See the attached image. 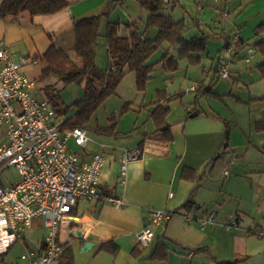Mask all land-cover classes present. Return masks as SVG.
Segmentation results:
<instances>
[{
    "label": "crops",
    "instance_id": "1",
    "mask_svg": "<svg viewBox=\"0 0 264 264\" xmlns=\"http://www.w3.org/2000/svg\"><path fill=\"white\" fill-rule=\"evenodd\" d=\"M67 1L70 4L69 7L54 15L33 17L28 14H22L18 17L0 18V45L10 50L12 55H14L13 57L17 58L15 61L20 62L22 58L28 59L29 64L24 70L31 78L38 79L43 68L46 67V63L41 60V56L49 50L52 44L51 38H53L56 48L62 50L64 53L66 50L74 53L75 21L103 13L109 15L113 3H121L120 0ZM179 1L180 0H176L175 4ZM224 1L228 0L206 3L202 9H199L195 3L189 2L193 3L197 11L201 14H205L206 12L212 14L214 11L220 10L219 7L221 5L219 4ZM1 2L2 0H0V4ZM171 2H173V0H170V3ZM247 4L250 5L246 6L244 9L240 8L242 10L240 15L238 11L234 12L239 15L234 20L236 33L231 37L234 40L241 39L244 42L252 41L255 38L256 30L264 25V0H249ZM185 11L188 13L187 8H185ZM183 16V19L178 21H184V23L188 25L186 16L184 14ZM199 21L200 20L197 19L196 22L199 24ZM125 24H135V22ZM146 32H144L145 37H148ZM184 37L188 41L192 38H199L192 37L188 39L185 34ZM204 37L206 36L204 35L201 38ZM258 38L264 39V33ZM232 46L235 45L233 44ZM106 48L108 51L107 46ZM166 51L171 53L170 45L167 47ZM258 55L261 57V60L258 62L260 63L263 57L258 53H256L252 61H247L250 57L249 47L244 46L237 50L233 60H236V58L245 60V62L250 65L257 59ZM68 56L71 58L70 55ZM171 57L178 61L176 67L178 70V57L172 54ZM33 59L39 60L40 64L35 65L30 63ZM223 59L224 57L220 53L218 61L214 63L215 69L217 68V70H219L220 64L224 62ZM190 63L202 64V55L199 63L193 61H190ZM161 66L162 65H160V67ZM172 68L174 69L175 67ZM261 80L264 81V79ZM34 94L36 97L40 94L38 88H36ZM165 94L167 96H165ZM168 96V91H165L159 95L156 100L154 99L149 104L142 105V107H145L148 111V118L145 121L146 124H149L151 120L153 121L151 112L156 107L153 105L155 102L160 100L161 105L170 107L167 123L172 133L171 140H165L154 135L156 131L154 121V126L148 125L150 128L149 130L144 129L147 125L137 127V122L134 130L120 131L118 121L114 120L113 124H116L114 132H106L104 130L113 124L106 127L98 126V139H90L89 137L87 145L91 142L96 146L91 148L92 151L89 150L86 151L84 155H78L84 161L90 162L95 154L103 153L106 162L99 176L100 190L103 195L123 198L125 205L116 207L100 199L92 201L83 200L87 202L89 206L82 217H79L78 202L77 207L73 210L72 216L79 219L80 223L63 226L61 241L65 244V248L56 264H62V256L68 247L72 248L75 243H79L80 247H84L85 243L88 241H91L94 245L90 250H83L84 252L94 251L96 258L105 253L110 257H114V259L116 258V260L121 253H127L130 256V260H127L128 264H176L171 258L173 254H179V264L183 263L182 255H187V259L191 261L190 264H215V261L207 259L205 256L194 254L193 250L199 246L207 247L215 259L220 262L264 264V178L260 180L263 187L252 201V206L244 204L242 195L237 191L239 189L235 191L225 189L229 181L232 180V182H235V179H239L240 176H242V171H244V169H237V171H235L236 178L235 176L232 177L231 173L226 170L228 171V175H225L226 171L224 175L228 180L221 190L208 188V184L204 182L207 174V166L210 167L209 160L213 158L214 154L217 155V161L222 158L221 146L226 140L225 133L220 132L219 137L215 136L211 141L205 140L202 142L201 147L196 148V151H190L189 135L184 134L182 137L183 140L180 137H176L168 121L172 112L171 106L167 104L166 101ZM171 100L172 99H170V101ZM186 110L191 117L195 113L197 114L195 117L200 115V112L191 106L186 107ZM67 118L68 117L62 118L63 120L60 121L61 116L58 115V121L61 123ZM262 120H264V117L255 121L252 129L254 128L257 134L264 137V132L256 131V123ZM185 123L187 126L188 120H186ZM86 127L88 129V125ZM63 128L67 127L63 126ZM192 130L194 131L190 135V138L194 139L197 137L199 131H196L194 128ZM211 131L218 135V130L211 129ZM205 132L204 130L201 134L203 135ZM252 137L253 136H250L249 138L250 144L245 150L246 155L250 152V148L254 146L259 148L264 156V142L261 144L254 140L255 143H253L251 140ZM136 150L140 152L139 158L128 164L127 175L123 177L122 155L126 151ZM229 156L230 154H227L226 157ZM259 160L260 161L257 162L248 161L247 165L243 164V168L245 166L248 168L251 166H262L254 170H259L257 172L259 176L264 177V158ZM233 167V164L228 165V169H232ZM251 181L256 182L254 178H252ZM233 185H236V183H233ZM204 193H209L211 199L204 201L202 198ZM222 196L224 203L226 202V198L231 197L237 199L238 203L236 206H229L226 209L223 208V206L213 209L209 208L212 202L218 201ZM191 200L192 207H201L200 213L202 215L214 212L216 215L215 224L202 228L197 221L192 223L187 222L182 215L190 209L186 208L185 205ZM151 208L167 210L171 213H176V215L167 223L165 228L161 225H152L155 234L154 240L150 247L143 248L138 244L136 236L146 226L151 225L149 219V210ZM229 221H236V227L230 230L225 228L224 225ZM36 227L45 228L43 226V221H36L32 229ZM86 229L93 231L95 236L93 238L82 235L79 236V232L85 233ZM43 240L38 250H42ZM111 241L118 246L115 251L101 250L104 244ZM159 243H163L169 247L168 258L166 260L149 259L154 247ZM135 249H137L136 255L133 253ZM198 257L203 258V260H197Z\"/></svg>",
    "mask_w": 264,
    "mask_h": 264
},
{
    "label": "rangeland",
    "instance_id": "2",
    "mask_svg": "<svg viewBox=\"0 0 264 264\" xmlns=\"http://www.w3.org/2000/svg\"><path fill=\"white\" fill-rule=\"evenodd\" d=\"M175 1L165 4L161 12L164 15L172 16L177 21L182 20L184 14L188 23L187 31L185 32V36L188 39L192 37L201 38L204 35L207 37L206 53L202 54L203 63H190L187 56H181L175 47H170L171 54L176 55L179 59L178 70L176 68L168 69L167 67L166 69L163 67L164 65L158 66L152 74V79L146 82L143 90H139L136 74L134 72L129 73L120 83L116 93L108 97L104 104L93 114L88 124L89 137L97 140L99 136L98 126L106 127L113 124L114 116L117 118L120 131L134 130L137 122V127L147 125L144 129L149 130L148 125L154 126V123L151 120L149 124H146L148 111L142 105L149 104L152 100H156L164 91H168L169 96L166 101L172 109L168 121L176 137L182 138L184 134L189 135L190 151H196V148L201 147L202 142L205 140L211 141L215 136L219 137L220 132H224L225 136L227 132L229 133L228 140H225L223 142L224 146H221L222 158L217 161V155L214 154L213 158L209 160L210 167L207 166V174L204 180L208 184L207 187L221 190L228 180L224 175L226 170L234 177L237 169H244L242 176L239 179H235V182L229 181L225 189L233 191L239 189L237 191L242 195L244 204L252 206V201L263 187L260 180L264 178L257 173L259 170L254 169L262 166H251L255 168L245 166L243 168V164L247 165L248 161L257 162L260 161L259 159L264 158L260 149L254 146L250 148V152L247 155L245 152L250 144V136H253L251 139L253 143H255L254 140L261 144L264 142V137L257 134L254 128L252 129L255 121L264 117V81L261 80L260 73L255 68L261 57L258 55L257 59L249 65L245 60H239L238 58L233 60L234 56L225 48L228 38L236 33L234 20L240 15L242 11L240 8L244 9L250 5L247 4L249 0L224 1L219 4L221 5L219 7L220 10L214 11L212 14L207 12L201 14L197 11L196 6L189 1L180 0L176 4ZM120 2V4L113 3V7L109 11V19L112 21L120 20L121 23L135 22L136 30L140 33L147 31L148 37L155 38L157 29L147 27L148 13L141 6L139 0H120ZM185 8H187L188 13ZM235 11H238L239 15L235 14ZM197 19L200 20L199 24L196 22ZM105 30L106 20L104 19L101 26V37L96 46V66L101 71L108 69L110 57L106 48ZM168 46L167 43L164 44L151 57L149 63L159 62ZM65 53L70 55L80 65V61L73 52L66 50ZM220 53L224 57L223 61L229 64V79H223L217 68H214V63L218 61ZM14 59L17 60L15 57ZM37 88L40 91V94L37 95L38 98H45L48 101L49 99H54L55 102L69 107L68 114L61 116L60 121L63 120L62 118L70 117L76 112L75 107H72V105L79 101L85 93L84 84L64 85L56 79L48 82H39ZM193 88L195 89L194 92L192 91ZM170 99L172 100L170 101ZM126 104H128L130 109L121 115V111ZM190 106L198 110L200 115L191 117L186 110V107ZM186 120H188L187 126ZM193 128L199 133L196 138L191 139L190 135L194 131L192 130ZM211 129L218 130V135L212 132ZM201 130L206 132L202 135ZM68 145L73 153L80 155H84L86 151H92L91 148L96 146L90 142L86 148H82L76 144L74 139H71ZM227 154H230V156L226 157ZM4 164H1V166ZM231 164L234 167L228 169V165ZM252 178L256 182L251 181ZM19 180L20 174L16 166H3L0 174V185L2 187H9ZM233 183H236V185H233ZM202 198L207 201L211 199V195L204 193ZM223 200L222 196L218 201L212 202L209 208L213 209L223 206L226 209L229 206H236L238 203L237 199L232 197L226 198L225 203ZM88 206L87 202L79 199V217H82ZM46 232L43 227H36L27 231L23 239H19L8 250V253L0 256V264H24L21 257L29 249L38 250ZM72 248L74 264H128L127 260H130V256L127 253H121L119 258L122 259L118 258L117 260L105 253L96 258L94 251L84 252L83 247H80L79 243H75ZM171 256L172 260L179 264V254ZM182 258V264L191 263L187 259V255H182ZM197 260H203V258L198 257Z\"/></svg>",
    "mask_w": 264,
    "mask_h": 264
},
{
    "label": "built area",
    "instance_id": "3",
    "mask_svg": "<svg viewBox=\"0 0 264 264\" xmlns=\"http://www.w3.org/2000/svg\"><path fill=\"white\" fill-rule=\"evenodd\" d=\"M188 1L202 9L206 3L219 0ZM169 2L164 0L166 4ZM228 51L232 56L237 53L235 46H230ZM249 54L247 61L250 62L256 49L249 47ZM30 63L39 65L40 61L33 59ZM28 64L27 58L15 61L10 50L0 45V174L5 165L16 166L20 174L15 184L6 188L0 185V256L23 239L36 221L42 220L47 230L42 250L29 249L21 260L24 264H56L65 248L61 241L63 226L80 223L72 216L79 199H100L116 207L124 206L125 201L103 195L100 190L99 176L106 162L103 153L95 154L87 162L70 150V139L86 147L88 129L63 128L50 101L35 96L37 81L24 70ZM218 71L223 79L230 78L227 62L221 63ZM139 155L137 150L122 155L123 177L127 175L128 164ZM174 215L176 213L151 208V225L137 234L138 244L150 247L155 236L152 225L165 228ZM182 216L187 222H199L202 228L215 224L216 217L214 213L202 215L196 207ZM224 227L235 228L236 221H229Z\"/></svg>",
    "mask_w": 264,
    "mask_h": 264
},
{
    "label": "trees",
    "instance_id": "4",
    "mask_svg": "<svg viewBox=\"0 0 264 264\" xmlns=\"http://www.w3.org/2000/svg\"><path fill=\"white\" fill-rule=\"evenodd\" d=\"M139 2L148 13V28L154 27L158 30L154 39L145 37L144 33L136 30L135 24L121 23L120 20L111 21L106 13L76 20L74 23V54L80 61V65H78L66 53L56 48L54 40L51 38L52 44L49 50L41 56V60L46 63V67L43 68L36 81L39 83L56 79L64 85L84 84L85 88L84 96L72 105V107H75L76 112L62 122L63 126L71 129L86 127L93 114L104 104L108 97L116 93L120 83L129 73L134 72L136 74L139 90H143L146 82L151 80V76L158 66L164 65L163 67L168 69L176 68L178 61L171 57L169 51H166L159 62L149 63L151 57L164 44L167 43L170 47H175L181 56H187L190 61L195 63H199L201 55L206 52V37L186 40L184 34L187 31V25L184 21H175L171 16L161 13V9L165 4L164 0H139ZM69 5L67 0H2L0 18L18 17L22 14L33 17L54 15L66 9ZM104 19L106 20L104 37L110 57L108 69L101 71L96 66V46L101 37V26ZM263 33L264 25L256 30L254 40L244 42L241 39L234 40L229 37L225 46L228 49L234 44L236 50L244 46L254 47L256 53L263 57V60L256 65L261 79H264V39L258 37ZM165 96L167 95L165 94ZM49 101L59 116L68 114V106L55 102L54 99H49ZM160 103V100L155 102L153 105L156 107L151 112V118L156 126L154 135L165 140H171L172 133L167 123L170 107ZM129 109L128 104H126L121 111V115ZM113 118L115 121L117 120L115 116ZM115 127L116 124H113L104 130L114 132ZM256 131L264 132V120L256 123ZM228 135L227 132L226 140H228ZM192 206V200L185 205L186 208ZM196 208L201 210V207ZM117 248L118 246L111 241L104 244L101 250L115 251ZM136 250L133 251L135 255ZM193 252L215 261V264H236V262L217 261L210 250L204 246L195 248ZM168 255L169 247L159 243L154 247L149 259L166 260ZM62 259V264H74L71 247L65 250Z\"/></svg>",
    "mask_w": 264,
    "mask_h": 264
},
{
    "label": "water",
    "instance_id": "5",
    "mask_svg": "<svg viewBox=\"0 0 264 264\" xmlns=\"http://www.w3.org/2000/svg\"><path fill=\"white\" fill-rule=\"evenodd\" d=\"M197 114L195 113V114H193L192 115V117H195ZM79 236H81V234H82V232H79ZM80 239H81V237H80ZM93 243L91 242V241H88V242H86L85 243V245H84V247H83V250L85 251V250H90L92 247H93Z\"/></svg>",
    "mask_w": 264,
    "mask_h": 264
},
{
    "label": "bare ground",
    "instance_id": "6",
    "mask_svg": "<svg viewBox=\"0 0 264 264\" xmlns=\"http://www.w3.org/2000/svg\"><path fill=\"white\" fill-rule=\"evenodd\" d=\"M81 235L89 238H93L95 236L94 232L90 229H86L85 233H82Z\"/></svg>",
    "mask_w": 264,
    "mask_h": 264
}]
</instances>
